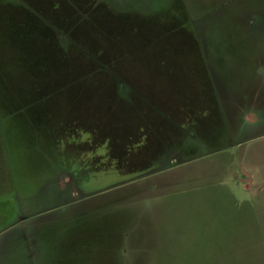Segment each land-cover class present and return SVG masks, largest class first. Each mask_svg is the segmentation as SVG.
<instances>
[{"label": "rangeland", "instance_id": "374dc122", "mask_svg": "<svg viewBox=\"0 0 264 264\" xmlns=\"http://www.w3.org/2000/svg\"><path fill=\"white\" fill-rule=\"evenodd\" d=\"M0 264H264V0H0Z\"/></svg>", "mask_w": 264, "mask_h": 264}, {"label": "flooded vegetation", "instance_id": "af4514ba", "mask_svg": "<svg viewBox=\"0 0 264 264\" xmlns=\"http://www.w3.org/2000/svg\"><path fill=\"white\" fill-rule=\"evenodd\" d=\"M244 123V122H243ZM248 123V122H247ZM171 159L173 158V156H171L170 157ZM172 161V160H171ZM174 161H175V159H174ZM154 164V161H153V163H152V165ZM154 168H155V166H153ZM151 169H153V168H151ZM147 170H150V167H149V169H147Z\"/></svg>", "mask_w": 264, "mask_h": 264}]
</instances>
